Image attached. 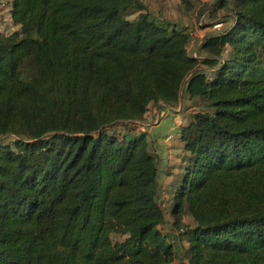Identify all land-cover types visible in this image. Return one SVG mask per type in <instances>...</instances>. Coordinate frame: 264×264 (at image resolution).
I'll return each instance as SVG.
<instances>
[{
  "label": "trees",
  "instance_id": "16d2710c",
  "mask_svg": "<svg viewBox=\"0 0 264 264\" xmlns=\"http://www.w3.org/2000/svg\"><path fill=\"white\" fill-rule=\"evenodd\" d=\"M229 12L197 59L187 29L139 0H11L20 29L0 33V264L174 262L157 161L129 127L183 94L212 111L179 128L171 215L178 230L183 215L193 221L179 264H264V0H232Z\"/></svg>",
  "mask_w": 264,
  "mask_h": 264
},
{
  "label": "rangeland",
  "instance_id": "374dc122",
  "mask_svg": "<svg viewBox=\"0 0 264 264\" xmlns=\"http://www.w3.org/2000/svg\"><path fill=\"white\" fill-rule=\"evenodd\" d=\"M10 2L11 0H0V33L4 35H9L13 32L19 31L20 27L13 23L10 17ZM169 14H166L168 20L175 22V20H178L180 17H186V15L182 13H178L174 11L168 12ZM137 13L132 12L127 16L128 19H133ZM205 23V19L200 20L198 22L197 18H194L193 22L191 21L192 28L194 29H200ZM190 55L197 59H202L204 57V53H193L190 52ZM175 107V111H166V108L164 105H161L159 109V103L158 104H151L149 106V109L147 113L145 114L142 121H140L144 125V129L142 130L143 125H139L140 127H137L136 125L130 126L129 130L130 133L133 135H145L146 139L148 141V149L152 153V149L154 148L155 151L159 152V155L161 157L160 159H157V166H159V177H158V204L160 208L163 210L165 214V221L164 223L159 227L162 232L166 233L168 235V241L173 246V249L175 251L176 259L171 264H179L182 261H184L185 258V249L187 248V243L184 239V236H182L183 231L193 225L192 218L189 217V215L185 214L183 215L181 219V226L178 230L175 223L174 217L171 215V208H172V194L173 189L176 188L178 181H180L181 172L179 171L178 164L181 163V159L184 157L185 153L182 152V150L177 145V142L174 139L177 135V131H172V133L168 132V128L170 126H174L179 124H186L188 121H190V116L200 110H207L212 111L210 106H207L205 103H203L199 99H193L188 100L186 103L182 102V108L184 109L182 113H179L177 111L179 105L173 106ZM173 118V120H172ZM138 122V123H140ZM136 123V124H138ZM168 126V127H167ZM122 126H117L116 129H121ZM162 130V131H161ZM161 131V132H160ZM160 132V137L157 134ZM169 133V134H168ZM158 135V136H157ZM10 136H4L0 137V142L3 144L10 145ZM165 137L166 145H164V142L162 138ZM174 137V138H173ZM150 144V145H149ZM168 145V146H167ZM170 145V146H169ZM175 146V147H174ZM169 147V148H168ZM174 147V150H173ZM169 150H171L172 155L169 154ZM153 154V153H152ZM155 156V154H153ZM169 157L174 159V163L172 164L174 166H168L169 164ZM161 161V162H160ZM159 163V164H158ZM160 163L161 166H160ZM168 169V170H166ZM169 169H174V173H171ZM166 174V172H168ZM173 172V171H172ZM171 188V189H170Z\"/></svg>",
  "mask_w": 264,
  "mask_h": 264
},
{
  "label": "crops",
  "instance_id": "0c3cea01",
  "mask_svg": "<svg viewBox=\"0 0 264 264\" xmlns=\"http://www.w3.org/2000/svg\"><path fill=\"white\" fill-rule=\"evenodd\" d=\"M145 7L148 13L151 15L152 18L156 19H168L166 14H169L168 12L174 13L176 11L179 15V13H182L183 15L185 14L186 17H180L178 20H175L176 24L180 27H185L187 29V32L190 35V41L187 45V52L190 54V52L193 53H203L200 50V46L205 38L212 34H216L220 31H222L224 28L228 27L232 23L231 15H230V7L232 5V0H186L188 1V8L182 5V0H139ZM204 17L205 18V23L200 29H194L192 28L191 21L193 22L194 18L200 19ZM219 24V26H216ZM188 98L185 94L181 95L178 102L174 104H166V103H159V109L161 105H164L166 108V111H175V105H179L177 111L179 113L183 112L182 108V102H187ZM173 120V118H172ZM174 121V120H173ZM180 124V123H179ZM179 124L170 126L168 128V132L172 133V131H177V135L174 139L177 142L176 146H179V148L184 152L183 146L181 142L179 141V128L182 124L179 126ZM168 127V126H167ZM162 131V130H161ZM160 131V132H161ZM160 132L157 134L160 137ZM168 133V134H169ZM157 135V136H158ZM162 142L167 143L165 140V137L162 138ZM150 145V144H149ZM168 146V145H167ZM170 146V145H169ZM175 147V146H174ZM173 147V150H174ZM169 148V147H168ZM169 154L172 155V151H168ZM152 153L155 154L156 161L157 159L161 160V157L159 155L158 151H155L154 148L152 149ZM185 153V152H184ZM161 162V161H160ZM169 164L168 166H174L172 164H175L174 159L169 157ZM159 164V163H158ZM162 163H160L161 166ZM180 164L179 166V171H180ZM158 170V177H159V166H157ZM168 170V169H166ZM171 173H174V169H169ZM166 172V174L169 173ZM173 171V172H172ZM157 177V180H158ZM171 189V188H170Z\"/></svg>",
  "mask_w": 264,
  "mask_h": 264
},
{
  "label": "built area",
  "instance_id": "2783aa9c",
  "mask_svg": "<svg viewBox=\"0 0 264 264\" xmlns=\"http://www.w3.org/2000/svg\"><path fill=\"white\" fill-rule=\"evenodd\" d=\"M203 19H205L204 17H202V18H200V19H198V22H200V20H203ZM216 26H219V24H217ZM138 123V122H137ZM135 125H137V127H140L139 125H143L141 122L140 123H138V124H135ZM144 129V125L142 126V130Z\"/></svg>",
  "mask_w": 264,
  "mask_h": 264
}]
</instances>
